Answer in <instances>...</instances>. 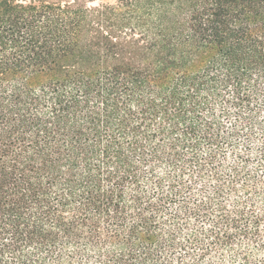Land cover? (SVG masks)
Segmentation results:
<instances>
[{
    "label": "trees",
    "instance_id": "1",
    "mask_svg": "<svg viewBox=\"0 0 264 264\" xmlns=\"http://www.w3.org/2000/svg\"><path fill=\"white\" fill-rule=\"evenodd\" d=\"M262 171L264 0H0V264H264Z\"/></svg>",
    "mask_w": 264,
    "mask_h": 264
},
{
    "label": "rangeland",
    "instance_id": "2",
    "mask_svg": "<svg viewBox=\"0 0 264 264\" xmlns=\"http://www.w3.org/2000/svg\"><path fill=\"white\" fill-rule=\"evenodd\" d=\"M101 1H110V2H114L115 0H101ZM228 161H232V158L231 159H227ZM262 174H264V171H262Z\"/></svg>",
    "mask_w": 264,
    "mask_h": 264
}]
</instances>
